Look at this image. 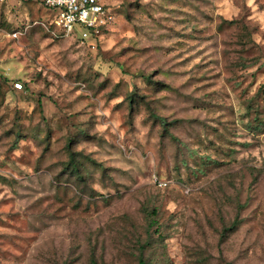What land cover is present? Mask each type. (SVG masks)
I'll list each match as a JSON object with an SVG mask.
<instances>
[{
  "label": "rangeland",
  "instance_id": "1",
  "mask_svg": "<svg viewBox=\"0 0 264 264\" xmlns=\"http://www.w3.org/2000/svg\"><path fill=\"white\" fill-rule=\"evenodd\" d=\"M100 2L0 6V264H264V0Z\"/></svg>",
  "mask_w": 264,
  "mask_h": 264
},
{
  "label": "built area",
  "instance_id": "2",
  "mask_svg": "<svg viewBox=\"0 0 264 264\" xmlns=\"http://www.w3.org/2000/svg\"><path fill=\"white\" fill-rule=\"evenodd\" d=\"M26 0H0V6L10 3H20ZM41 3L48 11L54 12L53 23L59 29L60 37H75L85 42L98 36L105 25L106 9L100 0H33ZM15 88L21 84L14 83ZM160 185L162 183L159 182Z\"/></svg>",
  "mask_w": 264,
  "mask_h": 264
},
{
  "label": "trees",
  "instance_id": "3",
  "mask_svg": "<svg viewBox=\"0 0 264 264\" xmlns=\"http://www.w3.org/2000/svg\"><path fill=\"white\" fill-rule=\"evenodd\" d=\"M73 162H74V159H72L71 164H72ZM151 213H152V214H155L154 211H152ZM150 224H152V223L150 222ZM139 264H145V263H144V261H143L142 259H140V260H139Z\"/></svg>",
  "mask_w": 264,
  "mask_h": 264
}]
</instances>
